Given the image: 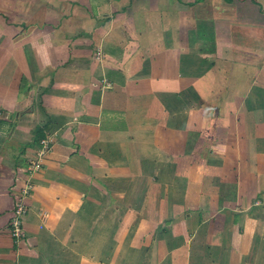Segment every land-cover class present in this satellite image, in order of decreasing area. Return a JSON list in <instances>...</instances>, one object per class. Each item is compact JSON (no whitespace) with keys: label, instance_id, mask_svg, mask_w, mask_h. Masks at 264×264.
<instances>
[{"label":"crops","instance_id":"1","mask_svg":"<svg viewBox=\"0 0 264 264\" xmlns=\"http://www.w3.org/2000/svg\"><path fill=\"white\" fill-rule=\"evenodd\" d=\"M0 264H264V0H0Z\"/></svg>","mask_w":264,"mask_h":264},{"label":"built area","instance_id":"2","mask_svg":"<svg viewBox=\"0 0 264 264\" xmlns=\"http://www.w3.org/2000/svg\"><path fill=\"white\" fill-rule=\"evenodd\" d=\"M51 150V141L48 137H44L39 141V148L34 152V155L28 158L27 172L28 177L19 188V192L15 196L13 214L10 221V230L15 240H20L23 237V221L27 214V198L34 189V183L31 178L33 173L38 171L43 164V159Z\"/></svg>","mask_w":264,"mask_h":264},{"label":"trees","instance_id":"3","mask_svg":"<svg viewBox=\"0 0 264 264\" xmlns=\"http://www.w3.org/2000/svg\"><path fill=\"white\" fill-rule=\"evenodd\" d=\"M45 133H44V128L43 127H37L35 130V140L40 141V139L44 138Z\"/></svg>","mask_w":264,"mask_h":264},{"label":"rangeland","instance_id":"4","mask_svg":"<svg viewBox=\"0 0 264 264\" xmlns=\"http://www.w3.org/2000/svg\"><path fill=\"white\" fill-rule=\"evenodd\" d=\"M105 84H106L107 86H110V85H111L110 83H105ZM231 87H232V85H231ZM231 91H232V89L230 90V92H231ZM230 92H229V93H230ZM230 94H231V93H230ZM229 97H230V95H229ZM222 107H223V106H222ZM222 107H220V106L215 107V108H217V109H215V111L217 110V113H215L216 116L218 115V113H219V115H220V112H221L220 110H221ZM230 108H232V107H230ZM233 109H234V108H233ZM49 140H50V139H49ZM9 141H10V140H9ZM50 141H51V140H50ZM51 150H52V145H51ZM51 150H50V151H51Z\"/></svg>","mask_w":264,"mask_h":264}]
</instances>
